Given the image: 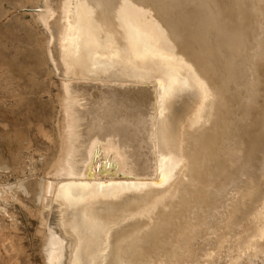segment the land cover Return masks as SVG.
<instances>
[{
    "label": "bare ground",
    "instance_id": "6f19581e",
    "mask_svg": "<svg viewBox=\"0 0 264 264\" xmlns=\"http://www.w3.org/2000/svg\"><path fill=\"white\" fill-rule=\"evenodd\" d=\"M27 1L47 79L0 64L9 249L31 201L44 264H264V0H129L134 28L124 0Z\"/></svg>",
    "mask_w": 264,
    "mask_h": 264
},
{
    "label": "rangeland",
    "instance_id": "374dc122",
    "mask_svg": "<svg viewBox=\"0 0 264 264\" xmlns=\"http://www.w3.org/2000/svg\"><path fill=\"white\" fill-rule=\"evenodd\" d=\"M30 13V3L27 0H0V64L4 62L22 63L33 66L36 70H40V73L35 75L37 83L40 84V81L47 79L42 66L44 61L42 45L45 43V37L42 30L34 26ZM197 62V60H190V64ZM30 77L27 75L26 79ZM55 92L56 90H53L52 94ZM12 133L6 134L0 131V158L7 160L9 164L12 163L9 152L14 149L10 143ZM34 135L33 131L29 139H32L35 147ZM37 145L43 149L40 144L37 143ZM50 152L51 150L46 153L43 151L45 154H50ZM9 181L13 182L14 178L10 177ZM25 204L28 209L19 211L20 235L25 237V240L18 245L19 251H11L9 242L4 240L0 230V264H44L40 252L41 245L36 241L37 223L34 216L36 208L31 201Z\"/></svg>",
    "mask_w": 264,
    "mask_h": 264
},
{
    "label": "snow or ice",
    "instance_id": "6c2138e0",
    "mask_svg": "<svg viewBox=\"0 0 264 264\" xmlns=\"http://www.w3.org/2000/svg\"><path fill=\"white\" fill-rule=\"evenodd\" d=\"M69 7L74 9V10H79V9H83L85 14L88 16V18H91L94 15V12L92 9H89L88 4L86 2V0H67ZM70 17H75V23H70L69 27L70 28H75L77 32H81L83 29L81 27V23H80V18H79V13L78 11H73L69 13ZM118 18L120 20V23L122 25H127L130 28H134V26L137 24V22L142 19V12H138L136 10L133 9L131 3L129 2V0H124V2L121 4V12L118 13ZM131 43H132V55L135 57V59L137 60H144V59H148V55L146 52H141L139 51L136 47H135V34H133L130 37ZM155 43V42H154ZM153 56H155V54H153ZM162 58H166V59H170V57H162ZM174 91V88L172 87V85H168L167 87L164 84H161V92L162 94L164 92H167L169 94H172V92ZM205 96H207V91L205 90ZM167 161L171 164V167L168 169V179L172 178V173L175 172V170L179 167L182 166V164L184 163L183 158L181 157L179 163H171L172 161V157L171 155H168L167 157L165 156H161V179L164 180L165 176H164V162ZM81 243H83V236H82V240ZM107 250V245L106 243L100 246V249L97 250V254L98 255H103V253ZM74 264H80L79 259H76L74 261Z\"/></svg>",
    "mask_w": 264,
    "mask_h": 264
}]
</instances>
